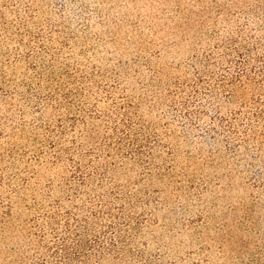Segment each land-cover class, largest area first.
Wrapping results in <instances>:
<instances>
[{"label":"rangeland","instance_id":"rangeland-1","mask_svg":"<svg viewBox=\"0 0 264 264\" xmlns=\"http://www.w3.org/2000/svg\"><path fill=\"white\" fill-rule=\"evenodd\" d=\"M0 264H264V0H0Z\"/></svg>","mask_w":264,"mask_h":264}]
</instances>
